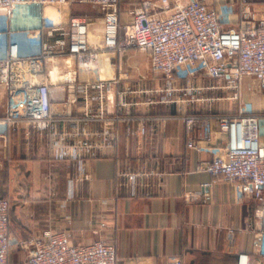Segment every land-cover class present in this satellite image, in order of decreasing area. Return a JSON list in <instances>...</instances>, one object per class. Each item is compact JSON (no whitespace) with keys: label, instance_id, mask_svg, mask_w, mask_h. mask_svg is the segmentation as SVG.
<instances>
[{"label":"crops","instance_id":"0c3cea01","mask_svg":"<svg viewBox=\"0 0 264 264\" xmlns=\"http://www.w3.org/2000/svg\"><path fill=\"white\" fill-rule=\"evenodd\" d=\"M145 1L161 5L160 0H120L121 23L133 22ZM206 1L232 5L226 28L244 29L246 11L255 21L264 18V0ZM171 2L175 7L189 0ZM68 12L86 18L91 30L92 20L77 15L73 1ZM171 13L161 11L162 16ZM3 26L0 16V30ZM41 38L43 48H57L48 63L69 54L70 29H44ZM90 39L97 68L76 63L69 69L63 63L67 73L77 70L76 94L70 93L77 100L54 105L56 128L22 122L0 139V198L11 202L8 264L26 263L28 252L19 240H46L64 232L74 246L114 243L117 264L175 259L239 264L241 255L249 256V264H264L256 201L240 198L234 185L214 182L209 172L199 170L212 156L188 147L185 124L187 116L210 118L212 144L226 143L218 119L238 116L242 109L244 116L260 119L264 147V90L251 76L232 89L228 77L210 78L188 67L179 69L170 84L153 71L148 54L103 48V22ZM7 46L0 37V58ZM99 82L108 88L101 101L93 87ZM7 115L8 90L0 84V120ZM193 136L204 145L199 125Z\"/></svg>","mask_w":264,"mask_h":264},{"label":"built area","instance_id":"2783aa9c","mask_svg":"<svg viewBox=\"0 0 264 264\" xmlns=\"http://www.w3.org/2000/svg\"><path fill=\"white\" fill-rule=\"evenodd\" d=\"M80 2L102 6L103 48L119 53L135 48L148 54L153 71L170 84L174 83L179 69L188 67L210 78L228 77L232 89H239L242 79L251 76L257 89L264 90V18L255 21L246 11L244 29L226 28L225 21L229 22L233 13L230 4L218 6L206 0H189L173 7L171 0H160L161 5H154L159 11L145 1L135 12L133 22L123 24L120 0ZM71 3L70 0H0V16L4 21L0 37L8 43L6 56L0 58V84L8 90V115L0 120V139L22 122L55 129L56 97H60L58 101L67 97L70 103L77 100L70 97V93L76 94L77 70H70L65 80L53 82L48 61L57 48H43L44 29H70L69 54L64 56L69 69L76 63L80 67L97 68L96 55L89 53V23L86 18L68 12ZM161 11L172 13L162 16ZM93 87L100 92V101L103 100L108 89L105 83ZM87 92L85 88L84 93ZM218 122L228 140L214 145L211 119L187 116L188 147L212 156L211 160L200 163L199 170L209 172L214 182H228L237 188L240 198L251 197L256 201L264 236V147L260 119L246 117L239 109L238 116L220 118ZM198 125L204 145L193 136ZM10 210V200L0 198V264H8L13 242L9 232ZM18 244L28 252L25 264H117L118 259L114 243L96 241L74 246L65 232L52 233L46 240L34 237L19 240ZM168 264L183 262L175 259ZM239 264H249V256L241 255Z\"/></svg>","mask_w":264,"mask_h":264},{"label":"rangeland","instance_id":"374dc122","mask_svg":"<svg viewBox=\"0 0 264 264\" xmlns=\"http://www.w3.org/2000/svg\"><path fill=\"white\" fill-rule=\"evenodd\" d=\"M70 1L74 2V8L76 10L77 15H84L86 17H89L92 20L93 27L90 30V38L93 36V34L97 35L98 30L99 31L101 30V24L103 22L104 14H105V12L102 10V6L100 5V3L90 2V3L80 4L79 3L80 0H70ZM142 53H144V52H142ZM63 63H65L64 58L61 61L52 59V61L50 63H48L50 70H52L54 67L58 68V71L60 73L59 80H65V78H66L65 76L67 75V71H65V68H63ZM59 98L60 97H56V101H55L54 105H58L59 103H62L64 105L71 104L69 102V100L67 99V97L65 100L66 102L58 101ZM234 115L235 114H232V116H234Z\"/></svg>","mask_w":264,"mask_h":264},{"label":"bare ground","instance_id":"6f19581e","mask_svg":"<svg viewBox=\"0 0 264 264\" xmlns=\"http://www.w3.org/2000/svg\"><path fill=\"white\" fill-rule=\"evenodd\" d=\"M92 38V37H91ZM91 40V39H90ZM90 47H91V45H90ZM59 71H58V68H56V67H54L53 69H52V71L50 72L51 73V77H52V79H53V82L54 81H58L57 79H59V77H58V73ZM164 78V77H163Z\"/></svg>","mask_w":264,"mask_h":264}]
</instances>
